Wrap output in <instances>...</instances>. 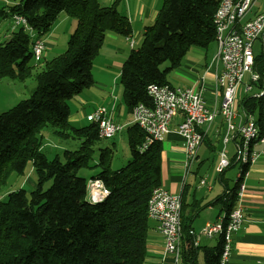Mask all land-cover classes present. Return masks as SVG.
<instances>
[{
  "label": "trees",
  "instance_id": "trees-1",
  "mask_svg": "<svg viewBox=\"0 0 264 264\" xmlns=\"http://www.w3.org/2000/svg\"><path fill=\"white\" fill-rule=\"evenodd\" d=\"M220 2L162 0L153 22L143 29L139 47L121 65L119 84L128 111L139 103L151 104L147 87L168 83V74L191 47L214 42L213 19ZM6 9L8 15L23 16L35 36L19 26L0 42V76L21 82L33 78L35 86L27 98L0 113V188L11 174L23 175L27 163L36 174V186L10 191L0 200V264H144L147 206L153 187L160 184L162 142L151 140L142 147L146 133L133 122L126 128V164L112 169L106 147L91 165L94 145L102 140L97 123L73 126L69 121L68 101L92 84V63L106 33H132L128 17L116 1L13 0L0 13ZM61 12L75 20L66 48L38 65L32 56L34 39L46 34ZM255 62L254 68L262 70L264 55H256ZM238 104L260 123L259 100L245 96ZM46 128L58 137L79 140L76 150H63V162L59 155L48 159L43 152ZM91 166L100 168L91 179L101 180L108 190L97 202L87 199L88 181L78 175ZM237 187L236 181L217 200L227 216L236 207ZM182 208L181 198L180 216ZM189 221H181L188 237ZM221 250L222 239L204 249L205 264H218ZM181 264H196L195 252L182 254Z\"/></svg>",
  "mask_w": 264,
  "mask_h": 264
},
{
  "label": "crops",
  "instance_id": "crops-1",
  "mask_svg": "<svg viewBox=\"0 0 264 264\" xmlns=\"http://www.w3.org/2000/svg\"><path fill=\"white\" fill-rule=\"evenodd\" d=\"M114 1L117 2V9L128 17L132 33L129 36L106 33L92 63V84L72 97L68 105L69 121L73 126L86 125L89 122L87 115L98 107L108 109L112 120L121 126L113 138L106 139L111 140L109 152L111 156L116 154L120 144L124 150L121 161L123 165L129 159L126 128L133 123V114L132 110L128 111L122 99V89L119 84L120 69L130 50L135 48L136 38L139 39L138 45H140L143 29L153 22L162 0H107L106 5ZM73 21L74 19L64 12L57 16L50 30L41 37L46 47L39 61L46 60V57L50 59L64 49L65 41L74 29L75 21L74 23ZM13 29L14 27L10 28V33ZM10 33L5 37L8 38ZM130 38L133 39L132 45ZM253 51L255 56L260 54L259 40L255 41ZM215 56V42L207 47H191L184 56L182 64L168 75V83L176 88H184L196 85L202 78V83L207 88L206 96L212 100L214 75L221 70V63ZM24 87L27 88V92L33 88L25 85ZM239 91L236 109H239L237 105L243 97L250 96ZM179 120L178 114L173 116L169 130L161 141L160 185L171 193L181 195L183 199L181 221L185 219L188 222L187 218L190 219L187 223L190 226L189 237L184 232L181 237V257L182 254L192 251L195 252L196 264H205L204 249L215 247L219 237H205L202 228L205 223L214 222L224 214L217 200L225 189L230 188L224 173L222 175L217 170V157L210 153L211 149H216L215 144L220 142L219 139L224 133V124L220 117L215 119L204 136L196 159L186 167L184 143L177 132ZM123 130L125 134H122ZM258 148L260 149L261 146L259 145ZM121 165L114 169L120 168ZM244 186L242 197L237 198L236 201V205H240L243 209L244 219L240 228L232 235L231 255L227 264H264V154L256 159L249 170L244 178ZM149 224L144 264H174L173 256L164 252L162 235L156 228V221L149 219ZM178 264H181V259Z\"/></svg>",
  "mask_w": 264,
  "mask_h": 264
},
{
  "label": "built area",
  "instance_id": "built-area-1",
  "mask_svg": "<svg viewBox=\"0 0 264 264\" xmlns=\"http://www.w3.org/2000/svg\"><path fill=\"white\" fill-rule=\"evenodd\" d=\"M254 2L255 0H239L238 7H231V0H227L222 5L221 15L215 16L213 19L215 25L214 42L216 44L215 57L221 63V70L215 73L212 88L214 96L216 87H223V101L220 106H213V97H211L212 100L207 98V88L203 85L202 78L196 85L184 88H176L169 83L150 84L147 90L154 94L155 105L139 103L132 109L133 122L138 124L146 133V141L142 147H145L154 138L163 139L169 130L173 116L178 114L180 120L177 125V132L184 143L185 166L189 167V164L196 159L197 151L204 136L217 118L218 112H225L227 124L222 136L223 147L219 152L217 170L221 172L231 163L234 166L238 164V155L242 150L244 136L254 132L252 114L242 108L236 109L235 107L238 91L242 87L245 95L250 94L251 97L255 98V92L260 89L264 70V67L259 71L254 68L256 56L253 51L255 41L259 40L261 43L260 53L264 55V10L257 13L256 22H249L248 27H239V20L248 19ZM14 21V28L22 26L31 37L35 36L32 27L28 25L23 16H15ZM239 40H246V49H239ZM34 41L36 54L33 58L39 60L46 44L42 38H35ZM132 44L133 39L130 38V45ZM87 120L96 122L98 134H107L109 139L113 138L121 129V126L112 120L108 109L102 106L87 115ZM261 132L262 139L256 141L251 166L261 154H264V129ZM229 142L233 146L230 155L226 150ZM259 145L261 146L260 149L258 148ZM153 188L156 189V196L154 203L151 204L149 219L156 221V228L162 235L164 252L171 254L174 258V264H178L180 258L178 256L179 242L176 234V222L181 195L169 192L160 184ZM244 189L245 186L243 185L240 190V197H242ZM103 193L96 190L95 179L88 181L87 195L90 201ZM243 219V209L237 205V208L233 209L230 215L227 238L222 244L219 264H227L231 255L232 235L240 228ZM216 221L205 223L202 228L205 237H214Z\"/></svg>",
  "mask_w": 264,
  "mask_h": 264
},
{
  "label": "rangeland",
  "instance_id": "rangeland-1",
  "mask_svg": "<svg viewBox=\"0 0 264 264\" xmlns=\"http://www.w3.org/2000/svg\"><path fill=\"white\" fill-rule=\"evenodd\" d=\"M13 0H0V8L1 7H6L7 5L10 4V2ZM102 5H106L107 0H98ZM264 10V0H255L254 4L252 5L250 15L253 13H258ZM15 16L14 15H8L7 14V9L4 11V13H0V42L5 41L7 37H5L6 34L10 33V28H13L15 25ZM73 19V18H72ZM75 21V20H74ZM73 21V23H74ZM75 26V24H74ZM73 26V28H74ZM19 27V26H17ZM12 32V31H11ZM140 38V36H139ZM68 37L66 39V44H67ZM139 39L136 38V45L135 48L139 47ZM66 48V45L64 49L61 52H63ZM43 54L41 55L40 58H42ZM52 58V57H50ZM46 60L48 59L47 57L45 58ZM44 60H40L38 65L43 64ZM40 66L37 67L39 69ZM172 72V71H171ZM170 72V73H171ZM169 73V74H170ZM168 74V75H169ZM11 81V82H10ZM11 83V84H9ZM14 83V84H12ZM24 85L26 87L35 86V81L33 78H28L25 81L21 82L18 80H9L8 77L0 76V113L8 110L11 108L17 101L25 99L29 96V91L27 92V88L25 89ZM242 93V87L241 91ZM237 108H239V104L237 105ZM122 134H125V131H122ZM43 139H42V150L47 156L48 159H53L56 155L60 156V161H64L65 159L62 157V152L65 149L68 150H76L77 147L79 146V140L72 138V137H67V138H62L54 135L52 133L51 128H46L43 132ZM223 136V135H222ZM220 142L215 144L216 149H211L210 153L213 154V156L217 157L216 164L218 162V156L219 152L223 147V142H222V137L219 139ZM110 141L111 140H101L98 143L94 145V152L92 155V161L91 165H94L97 163L100 150L102 148H106L110 146ZM120 143V142H119ZM226 150L228 154L230 155L233 151V146L232 143L229 142L226 146ZM123 156H124V150L119 144V147L117 149V153L111 156L110 158V167L112 169L117 168V166L121 165V161H123ZM127 162V161H126ZM124 163L123 165H125ZM121 165V167L123 166ZM254 165V164H253ZM252 167V166H251ZM100 171V168L98 166H91L89 168H82L78 171V175L81 177H84L89 181L93 175H95L97 172ZM238 171L237 166H230L228 168H225L224 170V175L226 176L228 180V184L230 187L233 186L234 181L236 180V173ZM36 186V174L34 170L31 168V164L27 163L24 174L23 175H17L15 173L11 174V176L8 178L7 183L5 186L0 188V200H5L6 195L8 192L19 189V188H24L26 190H31ZM87 197V196H86ZM88 199V197H87Z\"/></svg>",
  "mask_w": 264,
  "mask_h": 264
},
{
  "label": "bare ground",
  "instance_id": "bare-ground-1",
  "mask_svg": "<svg viewBox=\"0 0 264 264\" xmlns=\"http://www.w3.org/2000/svg\"><path fill=\"white\" fill-rule=\"evenodd\" d=\"M227 0H221L215 14V16H219L222 13V5ZM239 0H231V7H238ZM20 16V15H17ZM257 20V13H253L250 15V12L248 14V19H240L239 20V27H248L249 22H256ZM215 27V25H214ZM215 36V35H214ZM239 49H246V40H239ZM36 54V46L35 41L32 45V56ZM147 94L151 99L150 105H155V96L150 91L147 90ZM255 99L260 101L261 104V110H260V123H257L256 116L252 114V121L254 124V132L253 133H247L244 136V141L242 144V150H240L238 155V164L236 165L238 168V171L236 173V180L238 182L237 187V198L240 197V190L242 186L244 185V177L247 175L248 170L251 167V160L254 157V151H255V144L256 141L262 139V130L264 129V70H263V77L260 82V89L255 92ZM223 101V87H216V90L214 92L213 96V106H220L221 102ZM217 117H220L223 124L224 129H226L227 124V116L225 112H218ZM98 136L102 139H109V135L107 134H98ZM153 140H160L161 138H154ZM144 145V144H143ZM96 182V190L98 192H104L101 196H96L94 199H91L92 202H97L105 198L108 194V190L105 188V186L102 184L101 180L95 179ZM157 187V185L155 186ZM156 196V189L153 188L151 191V196L148 201L147 206V215L148 218L150 217V211H151V204L154 203ZM237 208V205L234 209ZM181 198L179 199V212H178V220L176 222V234L178 236V256L181 259V237H182V230H181ZM232 213V210L228 214V216L224 213L220 215L216 221V232L214 236L219 237V239H222V244L225 243L227 238V230L229 228V219L230 215ZM220 258V256H219ZM219 264V263H218Z\"/></svg>",
  "mask_w": 264,
  "mask_h": 264
}]
</instances>
